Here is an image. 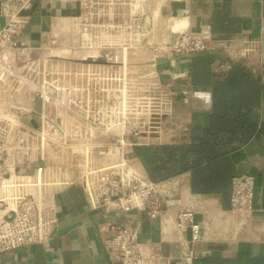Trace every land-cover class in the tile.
Instances as JSON below:
<instances>
[{
  "label": "built area",
  "instance_id": "built-area-1",
  "mask_svg": "<svg viewBox=\"0 0 264 264\" xmlns=\"http://www.w3.org/2000/svg\"><path fill=\"white\" fill-rule=\"evenodd\" d=\"M65 1L73 12L60 16L59 26L39 45L23 39L33 0L0 1V253L24 244L49 248L56 195L78 185L91 208L137 210L158 220V242L144 239L138 225L109 224L101 243L111 261L171 264L172 256L161 250L167 241L178 244L175 258L182 264H194L207 222L196 218L195 205L185 202L173 182L182 173L154 181L135 152L138 146L166 144L161 142L166 126L188 130L172 119L177 95L172 83L147 67L158 58L219 47L243 58L256 41L174 26L166 9L172 0ZM54 44L90 62L56 66L46 52ZM116 49L121 61L114 58ZM128 51L143 56L145 67L126 65ZM52 144L58 145V158L48 153ZM255 187L252 173L234 174L228 212L246 221ZM216 212L208 214L211 224Z\"/></svg>",
  "mask_w": 264,
  "mask_h": 264
},
{
  "label": "crops",
  "instance_id": "crops-1",
  "mask_svg": "<svg viewBox=\"0 0 264 264\" xmlns=\"http://www.w3.org/2000/svg\"><path fill=\"white\" fill-rule=\"evenodd\" d=\"M166 9L174 26L182 28L179 23L183 22L185 28L193 31L208 28L214 38L256 41L255 50L247 57L232 58L219 47L159 62L147 69H154L162 81L172 83L177 92L172 119L188 126V130L165 127L161 142L166 144L190 141L191 126L213 110V91L217 81L225 78L229 69L223 68L227 64L231 65L230 71L238 64L249 72L251 80H259L261 97L252 111L256 129L231 153L235 174L247 172L256 177L249 218L244 221L239 214L228 212L229 194L223 198L192 193L189 172H183L173 182L185 202L195 205L196 218L207 222L204 238L196 247L194 264H264V0H172ZM73 10V5L65 0H33L27 10L23 39L33 45L46 42L51 31L59 26L60 16ZM3 22L0 14V28ZM35 123L31 114V124ZM139 164L145 171L142 162ZM55 207L57 222L49 248L41 243L24 244L0 253V264H118L108 258L101 243L111 223L138 225L142 237L153 242L161 238L157 219H149L137 210L125 214L111 206L91 208L78 185L59 191ZM213 210L219 216L211 224L212 216L208 214ZM161 250L172 256L171 264H182L175 258L178 244L162 241Z\"/></svg>",
  "mask_w": 264,
  "mask_h": 264
},
{
  "label": "trees",
  "instance_id": "trees-1",
  "mask_svg": "<svg viewBox=\"0 0 264 264\" xmlns=\"http://www.w3.org/2000/svg\"><path fill=\"white\" fill-rule=\"evenodd\" d=\"M224 74L213 91V110L191 126L189 142L136 147L135 152L152 180L189 172L193 193L223 198L230 194V181L235 174L231 153L256 129L252 111L259 103L261 84L251 80L249 72L238 64Z\"/></svg>",
  "mask_w": 264,
  "mask_h": 264
},
{
  "label": "rangeland",
  "instance_id": "rangeland-1",
  "mask_svg": "<svg viewBox=\"0 0 264 264\" xmlns=\"http://www.w3.org/2000/svg\"><path fill=\"white\" fill-rule=\"evenodd\" d=\"M46 52H47V55L49 56V61L56 66L70 65V64L82 65V63L84 64V63L90 62L89 60H86V59L82 60L81 54L66 50L63 47L61 48V46H59L58 44H54L50 48H47ZM136 54L137 53L135 51H130L129 53H127L125 57V63L131 68L139 67L140 69H142L146 65V64H141V62H143L145 58L143 56H140L138 54L136 55ZM114 58L116 59V61H121L123 59L121 55V51L119 49L115 50ZM146 58L149 59V57H146ZM139 65H142V66H139ZM58 149L59 148L57 144H52V148L48 147L49 155L55 156L58 158L59 156Z\"/></svg>",
  "mask_w": 264,
  "mask_h": 264
},
{
  "label": "water",
  "instance_id": "water-1",
  "mask_svg": "<svg viewBox=\"0 0 264 264\" xmlns=\"http://www.w3.org/2000/svg\"><path fill=\"white\" fill-rule=\"evenodd\" d=\"M168 59L167 58H158L157 60H156V62H163V61H167Z\"/></svg>",
  "mask_w": 264,
  "mask_h": 264
},
{
  "label": "bare ground",
  "instance_id": "bare-ground-1",
  "mask_svg": "<svg viewBox=\"0 0 264 264\" xmlns=\"http://www.w3.org/2000/svg\"><path fill=\"white\" fill-rule=\"evenodd\" d=\"M182 20L185 21L184 19H182ZM182 20H181V21H182ZM178 22H180V21L178 20ZM178 22H177V23H178ZM182 24H183V25H182ZM185 24H186V23H185ZM179 25L184 27V23H183V22H180ZM178 27H179V26H178Z\"/></svg>",
  "mask_w": 264,
  "mask_h": 264
}]
</instances>
